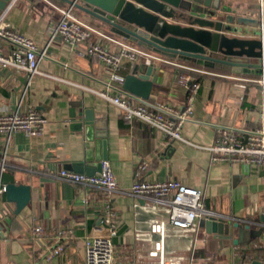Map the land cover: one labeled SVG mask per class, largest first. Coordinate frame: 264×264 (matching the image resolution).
<instances>
[{"label": "crops", "instance_id": "0c3cea01", "mask_svg": "<svg viewBox=\"0 0 264 264\" xmlns=\"http://www.w3.org/2000/svg\"><path fill=\"white\" fill-rule=\"evenodd\" d=\"M210 1L238 7L242 12L250 6L255 9L257 5L256 0ZM67 8L59 0H0V17L40 49H47L46 58L38 64L41 74L29 81L22 71L0 68V112L25 114L36 110L45 120L42 133L35 137L18 132L6 144L0 136V160L4 156L7 165L0 174L1 184H22L31 190V201L18 215L4 195L0 198V264H85L82 242L100 225L106 199L98 189L73 187L53 179L66 165L84 161L85 133L75 130L84 110L104 116L99 122L105 129L95 134L105 138V160L109 161L121 191H128L137 179L150 182L175 179L200 190L206 210L224 218H235L240 227L249 223L250 232L260 234L259 238H251L250 250H247L243 239V243L234 244L239 234L231 225L228 237L208 235L202 223L196 236L168 232L165 252L176 264L262 261L264 252L253 248L261 246L260 239L264 238L261 229L264 228V170L239 163L212 162L205 149L214 144L219 127L243 132L259 127L264 94L258 85L247 80L261 77L223 65L207 68L193 60L156 54L164 61L154 64L157 82L146 102L148 106L162 104L181 108L186 100L185 90L177 84L182 67L203 72L197 75L200 88L193 114L181 129V137L189 144L167 142L163 134L143 122L126 124L117 107L90 91L109 90L113 96L120 94L122 84L110 81V71L103 64L75 55L60 37L48 44L49 29L58 24L60 11ZM73 15L103 36L93 35L88 43L117 53L118 46L108 40L111 39L151 52L112 35L106 27L80 11L73 9ZM230 27L249 37L260 32L258 28ZM134 64L140 63L124 60L115 72L125 78L131 74ZM100 154L101 148L98 156ZM140 162H146L148 168L138 178L135 171ZM136 203L123 194L111 197L117 231L112 240L114 264H159L158 258L149 256L155 237L149 235L147 222L160 213L137 208ZM36 226L42 229L39 240L33 235ZM194 237L196 242H193ZM56 247L62 248L60 254L47 259L49 251Z\"/></svg>", "mask_w": 264, "mask_h": 264}, {"label": "built area", "instance_id": "2783aa9c", "mask_svg": "<svg viewBox=\"0 0 264 264\" xmlns=\"http://www.w3.org/2000/svg\"><path fill=\"white\" fill-rule=\"evenodd\" d=\"M31 1V0H27ZM256 4L263 9L264 0H256ZM58 24L49 29L50 44L55 37H60L70 50L81 58H92L103 64L110 71L109 79L112 82L123 84L124 78L116 74V69L122 61L142 63L154 67L156 62H163L155 53L147 52L138 47L108 39L118 46V52H109L99 44L88 43L93 35L101 36L95 28L81 22L73 15V7L60 11ZM47 44V45H48ZM46 48L40 49L32 40L19 34L10 23L0 17V68H12L27 75L28 81L35 75L41 74L38 64L46 58ZM177 76V84L185 90L186 100L181 108L158 104L148 106L138 99L123 95L117 96L109 90H90L98 98L117 107L122 114L123 121L131 125L135 121L143 122L152 129L159 131L167 142H189L181 137L183 125L191 119L193 106L198 95L200 84L197 78L201 70L183 68ZM258 85L264 93V77L247 80ZM239 88H245L239 85ZM133 100L138 101L134 103ZM45 120L36 110H29L25 114L15 112H0V136L8 144L11 136L21 132L26 137H35L42 133ZM211 155L212 162L239 163L256 170H264V103L260 109L259 127L249 132L234 128H217L215 142L205 148ZM100 170L93 176L63 170L53 179L67 183L73 187H82L87 190L98 189L102 191L106 202L102 209L100 225L94 228L83 239L85 264H114V249L112 240L117 235L115 217L116 213L111 204V197L116 194L130 196L136 200V207L159 212L147 222V231L155 237L150 257L158 258L159 264H176V260L168 257L165 252V239L168 232L176 234H189L196 236L201 221L207 220H235L205 209L203 194L200 190L185 186L175 179L163 182H150L137 179L126 192L121 191L116 183L108 160L99 162ZM5 157L0 160V174L6 170ZM148 164L140 162L135 171L136 177L147 170ZM52 178L51 176H49ZM5 194V185L0 182V198ZM249 224V223H247ZM263 229L264 232V228ZM42 229L33 228L35 240H39ZM1 235V232H0ZM138 237V234L136 235ZM197 239L194 237L193 242ZM61 247L51 249L47 259L57 256Z\"/></svg>", "mask_w": 264, "mask_h": 264}, {"label": "water", "instance_id": "95a60500", "mask_svg": "<svg viewBox=\"0 0 264 264\" xmlns=\"http://www.w3.org/2000/svg\"><path fill=\"white\" fill-rule=\"evenodd\" d=\"M59 1L98 21L112 35L157 55L193 60L207 68L223 65L233 71L264 77V8L261 9L258 4L255 9L251 6L246 8L245 11L249 12L247 15L238 7L216 5L210 0ZM230 25L258 28L260 32L249 37L238 33ZM156 72L152 66L134 64L131 74L124 78L120 92L146 103L157 82ZM103 118V115L94 114L92 110L82 112L75 130L85 133L84 161L68 164L66 170L88 176L99 172V162L107 159L105 138L95 134V131H104V125L99 122ZM99 148L101 154L98 156ZM92 161L98 164L94 165ZM4 196L7 203L14 205V214L18 215L31 201V190L27 185L6 184ZM201 223L208 235L222 237L229 236L231 225L239 234L234 244L244 242L247 250H250L248 245L251 238L260 236L259 233L250 232L249 224L240 227L238 222L225 219ZM260 244L253 248L254 251L264 252V238L260 239ZM263 263L264 257L262 261L252 260L250 264Z\"/></svg>", "mask_w": 264, "mask_h": 264}]
</instances>
